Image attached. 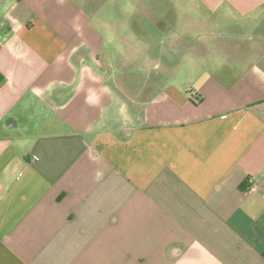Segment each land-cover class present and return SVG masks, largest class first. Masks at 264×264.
I'll return each mask as SVG.
<instances>
[{
	"label": "crops",
	"instance_id": "crops-1",
	"mask_svg": "<svg viewBox=\"0 0 264 264\" xmlns=\"http://www.w3.org/2000/svg\"><path fill=\"white\" fill-rule=\"evenodd\" d=\"M263 195L264 0H0V264H264Z\"/></svg>",
	"mask_w": 264,
	"mask_h": 264
},
{
	"label": "rangeland",
	"instance_id": "rangeland-1",
	"mask_svg": "<svg viewBox=\"0 0 264 264\" xmlns=\"http://www.w3.org/2000/svg\"><path fill=\"white\" fill-rule=\"evenodd\" d=\"M118 70V69H117ZM129 70H131V69H125L124 71H129ZM164 70H165V68H164V66H163V64L161 63V69H160V72H161V74L164 72ZM159 72V69H157V68H152V69H144L142 72H141V76L143 75V77H142V81L144 80H146V79H148L149 81L150 80H153V79H157L158 80V78H156L155 76H157L158 73ZM139 74V73H138ZM134 75H135V73H134ZM160 80H161V76H160ZM162 81V80H161ZM159 86H160V84H159ZM134 87H137L138 89H140L141 87H142V89H143V92L145 91V92H147V91H151V90H154V89H156V87H157V84H153L152 82H149V83H146V82H143V84H141L140 86H139V84H131V85H129L128 86V89L129 90H131V91H135V88ZM128 90V91H129ZM149 93V92H148Z\"/></svg>",
	"mask_w": 264,
	"mask_h": 264
},
{
	"label": "built area",
	"instance_id": "built-area-1",
	"mask_svg": "<svg viewBox=\"0 0 264 264\" xmlns=\"http://www.w3.org/2000/svg\"><path fill=\"white\" fill-rule=\"evenodd\" d=\"M254 191H255V187L253 185H251V179L247 180V186H246L245 192L247 194H250V193H252Z\"/></svg>",
	"mask_w": 264,
	"mask_h": 264
}]
</instances>
